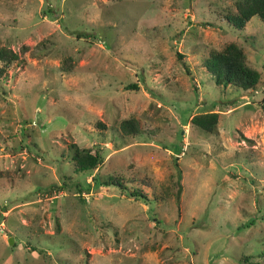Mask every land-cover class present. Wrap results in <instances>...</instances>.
Masks as SVG:
<instances>
[{"label": "rangeland", "instance_id": "obj_1", "mask_svg": "<svg viewBox=\"0 0 264 264\" xmlns=\"http://www.w3.org/2000/svg\"><path fill=\"white\" fill-rule=\"evenodd\" d=\"M239 1L0 0V264H264V24L236 31ZM230 43L254 89L204 68Z\"/></svg>", "mask_w": 264, "mask_h": 264}, {"label": "trees", "instance_id": "obj_2", "mask_svg": "<svg viewBox=\"0 0 264 264\" xmlns=\"http://www.w3.org/2000/svg\"><path fill=\"white\" fill-rule=\"evenodd\" d=\"M255 16L264 24V0H241L237 2L235 14L228 15L226 20L236 31H241L247 22ZM75 34L77 38L89 37L88 34L81 32ZM16 55L13 51L0 49V61L6 62L9 57L17 59L18 56ZM178 56L181 58L182 55ZM204 68L213 77L215 85H233L242 90H251L255 88L259 80L258 72L246 64V57L242 49L233 43L226 45L221 51H211L204 61ZM138 88L137 83H131L127 86V89L130 90H138ZM216 122L217 113L212 111L192 118L193 124L207 132L215 130ZM120 127L126 135L138 134L137 125L132 120L123 121ZM71 148L73 150L71 153V161H73L76 170L94 169L102 162V157L98 151L91 153L90 150L78 149L75 145H72ZM176 152L179 153L180 148ZM179 178L180 173L178 175V181L180 180ZM103 185H113L123 189L122 184L115 179L111 182H104ZM179 192L180 186L178 185L177 197ZM129 195L137 199L145 198L143 194L136 191L129 193Z\"/></svg>", "mask_w": 264, "mask_h": 264}, {"label": "water", "instance_id": "obj_3", "mask_svg": "<svg viewBox=\"0 0 264 264\" xmlns=\"http://www.w3.org/2000/svg\"><path fill=\"white\" fill-rule=\"evenodd\" d=\"M8 243H9V244H12V243H13V241H12L11 238L8 239Z\"/></svg>", "mask_w": 264, "mask_h": 264}]
</instances>
